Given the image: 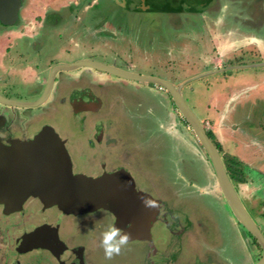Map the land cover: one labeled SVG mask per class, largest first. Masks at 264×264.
I'll list each match as a JSON object with an SVG mask.
<instances>
[{
    "label": "water",
    "instance_id": "1",
    "mask_svg": "<svg viewBox=\"0 0 264 264\" xmlns=\"http://www.w3.org/2000/svg\"><path fill=\"white\" fill-rule=\"evenodd\" d=\"M149 1L142 4L146 11L177 17L186 11V18L191 14L211 15L212 9L229 10L233 6L229 4L230 0ZM19 8L20 0H0L1 23L14 24L19 16ZM238 15L243 17L246 14ZM96 66L121 77L151 81L167 87L210 158V161L204 159L195 145L187 143L190 151L199 153L202 158L207 168L204 170L206 178L191 173V170L177 169L175 166L179 163L191 168L195 157L187 154L181 135L173 134L176 120L168 125L165 120L159 125L155 122L157 130L150 131L149 138L159 131L177 138L174 141L179 143L175 148L179 150V159H170L171 162L177 161L172 162L175 171V174L172 173L174 189L176 187L177 192L185 197L191 195L201 202H207L208 207L215 212L222 210L226 213L217 200L218 193L215 195L211 190L217 178L221 192L235 216L264 245V236L230 180L219 149L187 105L180 86L175 87L160 78L123 71L109 65ZM139 89L120 81L80 72L61 79L53 96L45 103V96L32 104L0 98V105L6 103L12 108L23 105L34 109L37 105L42 106L35 109L25 121L28 128L25 136L13 135L15 137L9 138H6L9 136L8 115L0 109V206L8 214L28 210L25 221L17 230V250L23 261L30 255L31 259L40 262L43 256L52 254L53 260L63 262V256L69 252L62 239L64 229L73 227L75 232L82 233L85 226L98 225L103 233L108 225L115 224L130 234L129 243L122 250H133L142 264H232L235 258L231 254L232 242L227 239L228 228L214 217L210 218L205 213L197 214L193 207H188L187 200L184 206H181L182 201L177 204L176 200L180 197L172 195L169 190L163 194L154 184L148 183L147 188L137 182L133 173L145 172V165L150 163L154 155L147 161L139 147L140 140L129 138V134L127 136L123 116L108 109L110 105L125 109L127 103L123 92L135 94ZM136 100L137 107L141 106L142 101ZM129 111L130 116H127L137 126L136 135L146 132L147 129L138 121L148 119L152 107L145 113ZM62 114L69 115L68 122L75 127H61ZM55 116L60 118L56 120L53 118ZM152 141L153 138L148 144L151 150L156 148ZM143 176L148 181L154 180L152 176ZM165 187L169 189V186ZM141 194L149 195L158 202L159 207L145 208L139 199ZM91 236L78 244L80 264H102L96 255L99 250H103L99 246L101 237ZM12 260L16 258H10ZM263 263L264 258L259 264Z\"/></svg>",
    "mask_w": 264,
    "mask_h": 264
},
{
    "label": "flooded vegetation",
    "instance_id": "2",
    "mask_svg": "<svg viewBox=\"0 0 264 264\" xmlns=\"http://www.w3.org/2000/svg\"><path fill=\"white\" fill-rule=\"evenodd\" d=\"M143 2L150 1L20 0L19 16L15 23L4 25L0 20V98L21 104H32L45 96V103L51 99L61 79L80 72H88L98 78L120 81L123 84L131 83L147 87L156 94L166 96L168 115L174 119L173 121L178 120L174 129L183 138V143H191L192 138L210 161L207 151L192 127L185 121L167 87L151 81L121 77L96 65H109L127 72L154 76L172 83L175 87L180 86L184 100L219 149L230 180L264 236V117L260 121L261 128L254 134L258 133L261 137H243L242 134L246 133H242L244 132L242 124L238 121L240 112L235 106V102L243 106L249 104L250 107L261 101L262 93L257 90L264 86V77H259L261 80L256 81L254 74L238 76L233 72V70L260 67L264 73V10L262 15H255L260 8V1L254 0L253 4L248 5L250 16L242 17L243 23L248 26L240 29L232 28V31L226 30L233 22L231 18L218 17L226 24L213 25L212 20L209 19L211 15L194 16L199 17L201 23L195 20L191 23L206 31L201 36L191 38L199 54L196 57H189L191 42L187 38L190 39V35L185 33L184 36L179 37L183 40L181 46L177 50L169 47L167 52L169 56L172 55L169 57L171 68L172 65L179 67L178 73L170 76L145 74L136 70L137 64L133 55L127 54L125 50V43L129 40L127 33H124L126 24L129 22L130 14H139L145 10L142 6ZM218 12L220 13V10ZM85 14L89 15L85 16ZM77 26L76 31H70L69 28ZM54 30H57L55 36ZM65 37H68L66 42H64ZM134 43L137 44L132 42L133 45ZM197 45L198 48L200 46L199 49ZM173 52H176L178 57L184 56L186 59L171 61V58L173 60L175 57ZM183 72L186 74L182 75ZM218 72H222L223 78L213 80L212 85L208 82L207 88H212L217 81L222 84L219 91L211 93L206 115L200 117L188 103L183 88L192 80ZM40 107L42 106L37 105L32 109L23 105L17 108H12L6 103L0 105V109L6 111L5 114L8 115L6 121L9 124V136L6 138L13 135L25 136L28 130L25 121L35 109ZM247 116L249 117L250 113ZM182 149L185 151L184 148ZM216 182L219 192L217 200L233 221L244 263L259 264L264 258V245L238 220L222 194L217 178ZM244 186L256 188L257 205L250 204L243 196ZM27 212L28 210L25 209L22 212L8 214L0 206V264H80L78 244L87 236L92 235L91 237L96 238H98L96 235L102 236L98 225L85 226L82 233L75 232L73 227L69 230L64 229L62 239L67 244L69 252L63 256V262L53 260L50 252L51 255L43 256L40 262L31 259L30 255L23 261L17 250V230L25 221ZM96 255L102 264H135L136 262L142 264L138 255L128 248L112 259H107L103 250H99ZM10 258L16 260L10 261ZM232 263H235L234 259Z\"/></svg>",
    "mask_w": 264,
    "mask_h": 264
},
{
    "label": "rangeland",
    "instance_id": "3",
    "mask_svg": "<svg viewBox=\"0 0 264 264\" xmlns=\"http://www.w3.org/2000/svg\"><path fill=\"white\" fill-rule=\"evenodd\" d=\"M260 1V8L256 11V16L262 15L261 13L264 10V0H259ZM229 4H232L233 6L230 7V9L225 10L222 8L220 10V13L216 11V9H212V14L209 19L212 20L213 25H220V24H226L224 21L222 22L218 17H221L222 19H232L233 22L230 23V26L226 28V30H231L232 28L238 27L239 29L242 27H247L242 20V17L239 16L237 17L238 14H246L243 17H249L250 12H248V5L250 6L251 4L254 3V0H230L228 1ZM186 11L183 12L182 15L179 17L167 14V13H162V12H156V11H145L139 13V14H130L129 22L126 24V31L124 30V33L126 32L127 35L129 36L128 43H125V50H127V54H132L135 61H136V70L145 73V74H155V75H161V76H170L173 73H178L177 68L179 67H174L171 68L170 64V56L168 55V49L169 47H174L175 50L180 47L181 43L183 40H181L179 37L184 36L185 33L190 35L189 40L190 47H189V57H196L199 52L197 51L196 47L193 46L194 44L191 38L195 36H201L202 34H205L203 29L199 28L198 26H195L194 24L191 23L192 20L195 21H200L201 19L199 17H193L194 15L191 14L188 15L189 18H186ZM255 13V12H254ZM89 14H85V16H88ZM264 16V12H263ZM237 20H236V19ZM218 19V20H217ZM240 20V21H239ZM210 21V20H208ZM221 21V22H220ZM239 21V22H238ZM237 22V24L235 23ZM242 22V23H241ZM201 23V21H200ZM221 27V26H217ZM78 28H69L71 32L76 31ZM80 28V26H79ZM75 29V30H73ZM232 31V30H231ZM57 35V30H54V36ZM68 37H65L64 42H66ZM137 42V44L133 45L132 42ZM62 42V41H61ZM198 48V45H197ZM200 48V46H199ZM198 48V49H199ZM173 60L171 58V61H180L181 59H186L184 56L178 57V54L176 52H173ZM250 71L249 73H245L243 71ZM234 74H251L255 75V80H261L259 77H264V73L261 71L260 67H254V68H245V69H240L238 71L233 70ZM243 72V73H242ZM186 74L185 72L182 73V75ZM242 75V76H243ZM181 76V75H180ZM254 77V76H253ZM223 75L222 72L210 74L205 77H200L195 80L190 81L185 85L183 88L184 96L186 97L188 103L191 105V107L194 108L196 113L200 117H204L206 114L205 112L207 103H209V97L213 91H219L220 89V84L222 82L217 81L212 88H207V83H211L213 80H219L222 79ZM252 78V77H251ZM132 87H140L136 84H131ZM260 93H262V100L259 101L255 106H249L248 105H242L241 103L236 104L235 106L237 110L240 112V116L238 121L240 124H242V129L246 133L245 135L242 134L243 137L251 138L252 136L254 137H261L260 135H254L256 133V130L261 128L260 126V121L264 117V86L259 88ZM8 91V90H7ZM255 91V90H254ZM12 93V92H10ZM124 100H126V107L125 109H120L119 106H111L109 107L108 111L115 112L119 116H123V120L125 121V124L127 126L126 132L127 136L129 134V138L134 139H139V147L142 148L144 158L148 161L151 159V155H154V158L150 161V163L145 165V172L143 171L142 174H134L137 182L141 184L144 187L148 186V183L154 184V186L157 187V189L165 194L168 190L169 192L173 195L176 194V196L180 197L177 198L176 202L177 204L182 201L181 206H184L186 204V200L188 203V207H193L194 211L198 214H207L210 218H215L216 221H219L223 227L226 229L228 228L229 231H227V239L232 242L233 245V250L231 254H233V258H235V263L232 264H245L244 258L242 255V248L240 246V243L238 242L237 234L236 231L234 230V225L231 217L228 215V213L223 212L220 210L214 211L213 208L208 207L207 202H201V200L195 196H188L185 197L177 192V189L172 185L173 180H172V173L175 174L174 165L173 163L177 162L176 160L170 161V159L177 158L179 159L178 154L179 150H175L176 145H179L177 138H171L170 135H167L165 132H159L157 131L155 134H153V139L155 143V149L151 148L148 146L149 142L151 141L152 138H149V132L152 130H157V125L155 126V122L159 125L161 121L165 120V123L168 125L171 123L174 119L171 118L168 115V109H166V96H162L159 94H156L152 89L147 88V87H140L139 90L134 94L130 91H124ZM142 101L141 106L137 107L138 101ZM110 100H113V98H110ZM243 106V107H242ZM149 107H152V113L149 116L148 119H139L140 125H144V127L147 129L146 132H143L136 135V124L133 119L128 117L127 115L130 116L128 112L129 110H134L136 113L141 112L145 113ZM248 107V108H247ZM154 108V110H153ZM128 109V110H127ZM250 113V116L248 117L247 114ZM69 115L62 114L61 115V121H60V126L61 127H75L73 124H69ZM72 117V116H71ZM248 117V118H247ZM56 120H58L60 117L55 116L53 117ZM72 119V118H71ZM72 122V120H70ZM178 122V120H176ZM264 122V121H263ZM178 129V128H177ZM261 131V130H260ZM173 134L177 136L178 131H172ZM180 136V135H179ZM191 143L198 148L199 151H201L203 158L205 159V155L202 151V148L191 138ZM143 143V144H141ZM189 144H186V152L188 155H191L194 158V164L191 168H188L185 164L179 163L178 166H175L178 168L186 169L187 171L191 170V173H194L198 175L199 177L205 179L206 178V172L204 170H207L205 164H203V160L200 157L199 153L191 152L190 148L188 147ZM149 147V149L147 148ZM231 151V150H230ZM196 154V155H195ZM115 161V160H113ZM173 168V169H172ZM210 170V174L213 175V173ZM254 171V170H253ZM178 173V172H176ZM143 175L147 176H152L153 181H148L146 178H144ZM254 175L255 171H254ZM185 177H183V180ZM256 179V177L254 178ZM215 180V179H214ZM169 186V189H166L165 186ZM178 188L180 187V184L177 186ZM148 188V187H147ZM180 190V189H178ZM213 194L216 195V193L219 194L218 189H217V183L216 181L214 182V187L211 189ZM215 192V193H214ZM256 188L254 186H244L242 187V194L243 196L249 201L250 204L257 205V201H255L258 197L255 195ZM183 197V198H181ZM217 197V196H216ZM227 246V244L225 243ZM227 249V247H225ZM242 257L240 258V256Z\"/></svg>",
    "mask_w": 264,
    "mask_h": 264
},
{
    "label": "clouds",
    "instance_id": "4",
    "mask_svg": "<svg viewBox=\"0 0 264 264\" xmlns=\"http://www.w3.org/2000/svg\"><path fill=\"white\" fill-rule=\"evenodd\" d=\"M141 204L147 209H155L159 207L157 201H154L149 195L141 194L139 196ZM130 240V234L123 231L115 224H110L102 233L99 246L103 249L107 259H112L121 253Z\"/></svg>",
    "mask_w": 264,
    "mask_h": 264
}]
</instances>
